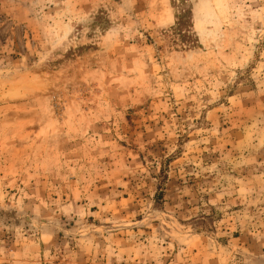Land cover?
Returning a JSON list of instances; mask_svg holds the SVG:
<instances>
[{
	"label": "rangeland",
	"instance_id": "374dc122",
	"mask_svg": "<svg viewBox=\"0 0 264 264\" xmlns=\"http://www.w3.org/2000/svg\"><path fill=\"white\" fill-rule=\"evenodd\" d=\"M0 264H264V0H0Z\"/></svg>",
	"mask_w": 264,
	"mask_h": 264
},
{
	"label": "trees",
	"instance_id": "16d2710c",
	"mask_svg": "<svg viewBox=\"0 0 264 264\" xmlns=\"http://www.w3.org/2000/svg\"><path fill=\"white\" fill-rule=\"evenodd\" d=\"M184 17H185V15L183 16V19H184ZM184 28H185V25H184L183 22H181V24H180L178 30L181 32V35H183V36H182L183 38L186 37V33H187L186 30H184Z\"/></svg>",
	"mask_w": 264,
	"mask_h": 264
}]
</instances>
